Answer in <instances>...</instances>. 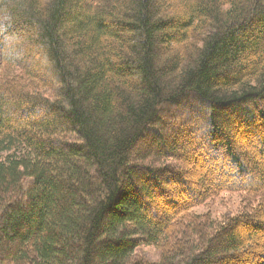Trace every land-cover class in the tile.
Returning a JSON list of instances; mask_svg holds the SVG:
<instances>
[{
    "label": "trees",
    "instance_id": "1",
    "mask_svg": "<svg viewBox=\"0 0 264 264\" xmlns=\"http://www.w3.org/2000/svg\"><path fill=\"white\" fill-rule=\"evenodd\" d=\"M0 264H264V0H0Z\"/></svg>",
    "mask_w": 264,
    "mask_h": 264
},
{
    "label": "rangeland",
    "instance_id": "2",
    "mask_svg": "<svg viewBox=\"0 0 264 264\" xmlns=\"http://www.w3.org/2000/svg\"><path fill=\"white\" fill-rule=\"evenodd\" d=\"M215 205H216L215 203L210 204V206H205L203 208H197V209H194L193 211L196 213H204V212L208 211L209 209L213 211L216 208Z\"/></svg>",
    "mask_w": 264,
    "mask_h": 264
}]
</instances>
